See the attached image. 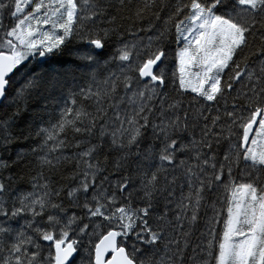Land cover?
I'll list each match as a JSON object with an SVG mask.
<instances>
[{
    "label": "snow or ice",
    "instance_id": "1",
    "mask_svg": "<svg viewBox=\"0 0 264 264\" xmlns=\"http://www.w3.org/2000/svg\"><path fill=\"white\" fill-rule=\"evenodd\" d=\"M0 264H264V0H0Z\"/></svg>",
    "mask_w": 264,
    "mask_h": 264
}]
</instances>
